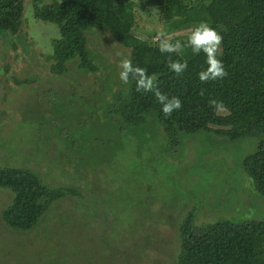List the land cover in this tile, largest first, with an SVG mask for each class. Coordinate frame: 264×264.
<instances>
[{
	"label": "rangeland",
	"instance_id": "rangeland-1",
	"mask_svg": "<svg viewBox=\"0 0 264 264\" xmlns=\"http://www.w3.org/2000/svg\"><path fill=\"white\" fill-rule=\"evenodd\" d=\"M51 1L25 0L19 35L0 36V166H31L53 183L77 186L83 196L55 202L33 229L14 231L1 218L13 194L0 188V264H174L179 225L190 210L197 209L198 226L223 217L264 218V195L243 167L257 138L231 141L202 132L185 136V146L170 147L153 117L132 126L114 113L107 93L129 94L118 65L131 58V50L107 31L90 32L101 70L79 80L96 84L112 68L114 77L94 86L53 76L48 56L59 29L33 12L34 4ZM134 1L140 12L137 36L157 40L163 33L186 41L191 29L163 24L155 0ZM181 54L196 56L190 48ZM28 110L37 114L25 118ZM36 116L40 122L35 126ZM48 122L50 127L38 133ZM63 129H68L63 144L82 147V157L90 155V161L58 152Z\"/></svg>",
	"mask_w": 264,
	"mask_h": 264
},
{
	"label": "trees",
	"instance_id": "trees-1",
	"mask_svg": "<svg viewBox=\"0 0 264 264\" xmlns=\"http://www.w3.org/2000/svg\"><path fill=\"white\" fill-rule=\"evenodd\" d=\"M155 1L161 22L172 30L192 29L206 21L223 35V52L218 58L229 72L228 77L201 83L198 73L207 68L203 53L191 59L173 54V60L188 63L187 70L177 77L168 66V54L159 52L158 40L134 33L140 15L134 0H52L34 4L35 18L56 24L60 33L48 56L50 72L57 77L66 75L70 83L78 80L82 85L94 86L114 77L116 69L112 68L110 76L100 77L96 84L82 81V76L101 70L91 47L90 32L107 31L119 45L130 48L134 66L147 69L157 78L162 93L182 101L180 110L165 117L154 94L137 92L136 82L130 77L129 94L107 93L110 102L113 100L110 104L114 105V113L132 126L145 125L153 117L163 127L170 147L185 146V136L202 132L231 141L257 138L256 148L244 158L243 167L264 195V0H198L195 4L190 0ZM26 8L25 0H0V36L19 35ZM171 29L166 30L169 33ZM44 93L36 95L42 98ZM213 99L223 101L230 114H217L209 106ZM28 114L37 113L28 110L24 117ZM37 117L32 120L35 126L40 122ZM50 124L45 128L41 125L38 133ZM66 130L60 132L63 148H59L58 139V152H65L69 159H84L82 147L63 144L68 138ZM36 139L46 142L42 134H36ZM87 159L90 161L92 156ZM27 166H0V188L10 189L13 194L1 218L14 231L33 229L55 202L66 197L81 201L83 196L77 186L53 183ZM196 210L187 212L179 225L180 251L174 264H264V218L223 217L198 226Z\"/></svg>",
	"mask_w": 264,
	"mask_h": 264
},
{
	"label": "clouds",
	"instance_id": "clouds-1",
	"mask_svg": "<svg viewBox=\"0 0 264 264\" xmlns=\"http://www.w3.org/2000/svg\"><path fill=\"white\" fill-rule=\"evenodd\" d=\"M158 50L161 54H168V66L177 76H181L188 68L187 61L173 60L172 55H180L185 48H190L192 53L199 55L203 53L206 56L207 68L198 73L201 83L209 81L223 80L229 76L222 59L218 56L222 55L223 35L215 28L210 26L206 21H201L194 25L190 30V35L186 41L173 40L161 33L157 38ZM119 79L127 84L130 77L136 82L137 92H151L156 100L162 106V113L165 117H171L174 111L182 108V101L177 96L169 97L167 94L159 90L157 78L149 75L147 69L134 66L129 58H124L118 65ZM209 106L214 109L217 114H230V110L223 101L211 100Z\"/></svg>",
	"mask_w": 264,
	"mask_h": 264
}]
</instances>
